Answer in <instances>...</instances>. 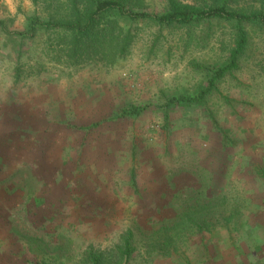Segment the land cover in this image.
Wrapping results in <instances>:
<instances>
[{
    "label": "rangeland",
    "instance_id": "rangeland-1",
    "mask_svg": "<svg viewBox=\"0 0 264 264\" xmlns=\"http://www.w3.org/2000/svg\"><path fill=\"white\" fill-rule=\"evenodd\" d=\"M63 10L0 0V264H264V33L212 99L219 129L168 102L197 91L195 63L224 58L219 32L124 24L126 56L74 59L59 33L27 35Z\"/></svg>",
    "mask_w": 264,
    "mask_h": 264
},
{
    "label": "trees",
    "instance_id": "trees-1",
    "mask_svg": "<svg viewBox=\"0 0 264 264\" xmlns=\"http://www.w3.org/2000/svg\"><path fill=\"white\" fill-rule=\"evenodd\" d=\"M140 1L58 0V4L64 9L62 13H52L45 19L33 17L27 35L36 38L39 32L47 35L59 33V41L67 43L70 55L75 59L85 54L101 52L100 48L103 49L102 52H106L105 49L111 53L115 50L116 58L126 56L134 34L131 29H125L124 24L144 22L161 27L187 29L200 25L206 28L203 37L211 36L217 31L224 58L215 63H195L194 67L202 77L197 91L194 94H178L168 100L169 103L183 101L197 104L210 114L217 125L212 99L216 94L222 95L223 84L228 79L235 78L244 61L249 58L253 33H264V0H198L195 4L165 0L166 10L160 13L145 11L144 4ZM46 44L50 50L54 49L49 37L46 38ZM22 74L23 67L19 63L16 69L17 81L22 80ZM223 98L232 105L228 96L224 95ZM140 109L133 108L125 113H138ZM132 239L133 233L129 232L122 251L127 258L133 252ZM90 262L103 264L102 255L91 253Z\"/></svg>",
    "mask_w": 264,
    "mask_h": 264
},
{
    "label": "clouds",
    "instance_id": "clouds-1",
    "mask_svg": "<svg viewBox=\"0 0 264 264\" xmlns=\"http://www.w3.org/2000/svg\"><path fill=\"white\" fill-rule=\"evenodd\" d=\"M6 3H8L10 6L12 4V0H5Z\"/></svg>",
    "mask_w": 264,
    "mask_h": 264
}]
</instances>
